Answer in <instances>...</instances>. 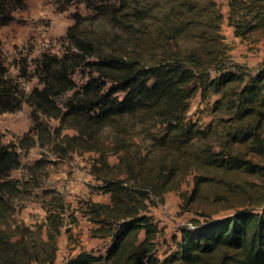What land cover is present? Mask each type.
<instances>
[{
  "label": "trees",
  "instance_id": "16d2710c",
  "mask_svg": "<svg viewBox=\"0 0 264 264\" xmlns=\"http://www.w3.org/2000/svg\"><path fill=\"white\" fill-rule=\"evenodd\" d=\"M57 1L60 10L69 3L82 2L102 15L114 13L109 0ZM153 1L157 0L143 8L132 0L127 15L133 24L156 15L157 33L163 40L158 52L153 51V37L145 43L140 35L127 53L101 52L77 32L80 20L75 16L66 33L73 49L36 57L32 74L41 87L34 86L29 92L19 80L31 73L27 60L18 63L15 77L9 76L0 40V112L15 111L23 102L32 107V124L18 144L2 143L0 133V264L54 260L52 233L43 242L40 256L27 245L23 229L9 231L1 226L13 212L11 199L20 192L17 180L8 177L21 165L18 146L32 145L34 134L42 133L40 113L59 119L57 132L65 127L77 131L67 138V148L100 152L93 172L102 181L98 188L110 194V202L89 201L88 207L89 218L99 223L95 232L111 237L106 252L82 250L64 264H202L218 247L231 249L235 264H264V203L258 210L242 207L228 217L184 226L176 249L163 259L156 256L158 228L152 217L142 212L152 196L178 187L184 172L199 162L217 167L240 164L231 154L220 156L219 150L195 144L205 137V130L187 118L190 97L199 90L204 96H229L221 103L216 99V108L224 105L231 113L234 107L244 105L252 113L264 102V68L246 77L242 66L230 61L220 43L223 15L215 0H162L165 10L161 15L153 11ZM25 7L26 0H0V26L15 18L14 10ZM227 22L241 36L264 31V0H228ZM184 36L196 37L197 44L185 49L164 44ZM81 66L92 73L78 84L73 73ZM67 92L60 103L58 97ZM233 98L238 100L236 105ZM105 128L112 134L108 145L101 137ZM139 134L149 141L150 149L164 153L147 159L142 152L146 146L138 144L133 149ZM107 152L116 156L114 162L109 161Z\"/></svg>",
  "mask_w": 264,
  "mask_h": 264
},
{
  "label": "rangeland",
  "instance_id": "374dc122",
  "mask_svg": "<svg viewBox=\"0 0 264 264\" xmlns=\"http://www.w3.org/2000/svg\"><path fill=\"white\" fill-rule=\"evenodd\" d=\"M131 1H107L109 6H114L112 16L102 15L82 2L69 3L60 10L57 0H26V7L14 10L15 18L0 26L8 75L15 77L18 63L26 59L31 73L19 79L24 91L41 87L38 77L32 74L34 59L43 52L61 55L72 48L66 33L75 16L80 20L77 32L101 52L127 53L139 35L145 43L153 37L156 45L153 51L158 52L163 41L162 35L157 33L158 18L156 15L145 17L133 24L127 15ZM160 1H153V11L157 15L165 10ZM137 2L143 8L150 6V0ZM215 2L223 15L219 30L221 46L226 49L231 62L242 66L246 77L256 75L264 68V31L244 36L235 34L233 26L227 22L228 0ZM164 44L185 49L196 45L197 39L184 36L175 43ZM87 59H93V56ZM210 72L215 74L214 70ZM91 73V69L81 66L73 73V78L80 84ZM68 93L58 97V101H63ZM228 97L214 93L204 96L199 90L190 97L186 115L205 130V137L195 140V144L219 150L220 156L231 154L239 158L235 163L240 164L217 167L199 162L184 172L178 187L161 196H152L142 212L150 215L158 228L155 253L160 259L176 249L182 227L192 226L197 221L228 217L242 207L258 210L264 203V102L252 113L245 110L244 105L234 107L231 113L224 105L216 108V99L221 103ZM233 101H236L235 105L238 103L234 98ZM31 110L30 104L23 102L15 111L0 112L2 143L18 144L19 137L32 124ZM39 117L44 127L42 133L34 134L32 145L18 146L21 165L12 169L8 177L17 180L20 192L11 199L13 212L1 226L9 231L23 229L27 245L37 249L40 256L43 242L48 239V233H52L56 247L53 262L33 260L32 264H64L82 250L104 254L111 237L95 232L99 223L91 220L88 212L89 201L110 202V194L98 188L102 181L93 172V165L99 163L100 152L78 146L67 148V138L77 131L65 127L57 132L58 118L41 113ZM110 134L108 128L101 132L104 145L110 143ZM136 141L133 149H137L138 144L146 146L148 149L142 152H146L147 159L164 153V150L150 149L149 141L141 134L136 136ZM106 154L110 162L116 160V156ZM17 237L16 234L12 239ZM232 253L231 249L218 247L202 264H235Z\"/></svg>",
  "mask_w": 264,
  "mask_h": 264
}]
</instances>
